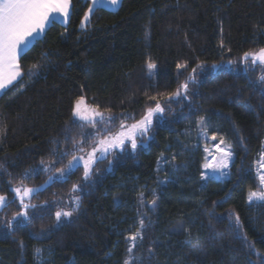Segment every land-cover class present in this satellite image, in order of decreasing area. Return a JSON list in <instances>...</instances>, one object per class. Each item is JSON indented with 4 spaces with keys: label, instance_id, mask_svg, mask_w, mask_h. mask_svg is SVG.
Segmentation results:
<instances>
[{
    "label": "trees",
    "instance_id": "1",
    "mask_svg": "<svg viewBox=\"0 0 264 264\" xmlns=\"http://www.w3.org/2000/svg\"><path fill=\"white\" fill-rule=\"evenodd\" d=\"M90 4L71 0L68 22L48 25L0 95V264H264V201L247 199L260 188L264 73L242 59L264 47V0H121L81 26ZM186 81L187 99H169ZM80 96L114 118L110 132L157 101L165 111L146 146L114 150L87 181L82 166L59 177L76 146L85 152L105 127L73 116ZM200 121L232 147L226 179L202 178L204 152L189 131ZM16 186L40 190L29 218L9 228L24 210ZM61 210L72 215L57 221Z\"/></svg>",
    "mask_w": 264,
    "mask_h": 264
},
{
    "label": "snow or ice",
    "instance_id": "2",
    "mask_svg": "<svg viewBox=\"0 0 264 264\" xmlns=\"http://www.w3.org/2000/svg\"><path fill=\"white\" fill-rule=\"evenodd\" d=\"M97 0H93L94 5ZM120 0H107V3L116 6ZM70 0H0V91L6 90L9 86L22 76V70L20 65V58L22 54L29 50L36 40L40 39L45 32L48 25L57 22V14L64 17L65 21L69 15ZM91 11V10H90ZM87 20V14L85 16ZM84 23V21H82ZM251 58L252 64L264 66V48H260L257 51H248L243 54L242 59L248 60ZM231 63V61H229ZM38 67V65H34ZM155 65L149 63L148 69H154ZM184 67L183 65H177L180 69ZM199 67V66H198ZM215 68L216 65H213ZM193 73L197 69L192 70ZM194 76H189L188 81H194ZM188 81L180 84L175 92L169 93L168 98L175 100L178 97L183 96L187 99V92L189 88ZM260 81L264 82V75L260 77ZM151 99L156 100V97H151ZM73 116L78 117L82 121H86L92 124L93 128H96L97 121L95 117H99V123L105 125V127L97 129L96 135L94 137V143L91 145V151H88L85 155L77 156L73 154L72 159L68 162L65 168L58 169L59 177H66L73 170H75L81 161H83V180L87 181L92 173L93 165L99 160L107 158L111 155L114 149H119L120 151H125L127 144L130 143V147L133 152L138 148L137 138L146 137L152 128L153 117L155 114H163L165 111L164 107L161 106L160 102L157 101L155 107L148 108L145 114L134 123L127 125L123 121L120 124L119 131L111 133L109 131L108 125L114 120L113 117L105 118L101 112L95 110H89L85 106V98L80 96L76 99L73 105ZM132 119H135L132 117ZM203 120V118H201ZM91 135V134H89ZM223 141H221V144ZM75 144V142H74ZM217 150L223 153L220 162L213 166L206 164V168L216 167V168H227L228 160L232 153L230 151H225L220 148L219 145L216 146ZM76 150L83 153L84 148L82 146H76ZM207 152L208 149H205ZM261 158L264 160V152L261 153ZM43 163V162H42ZM111 163V162H110ZM261 168L264 169V163H261ZM47 170V165L45 166ZM33 174L37 170H32ZM221 175L225 173L221 172ZM260 185L264 186V172L257 173ZM202 178L203 175H202ZM49 179H52L51 177ZM38 188L29 187H16L13 189L16 195L20 198L21 205L24 209L29 207H35V205L25 204V197H30L34 192L39 191ZM80 190L78 184L72 186V191L77 192ZM264 201V192L250 191L248 194L249 202L253 200ZM6 201V197L0 195V206H3ZM78 206L79 197L75 196L73 198ZM155 202L153 201V204ZM56 220L59 221L61 216L68 217L72 215V211H57ZM18 217H23L27 220V211H22L13 216L12 220L8 221V227H13V221L17 220ZM239 223V218L237 217V224ZM144 227V221L140 220V229ZM140 229L129 237L130 240L135 241L137 236L140 235ZM38 253L40 249L36 250ZM128 252H132V248L128 249ZM124 264H131L129 259L124 261Z\"/></svg>",
    "mask_w": 264,
    "mask_h": 264
},
{
    "label": "rangeland",
    "instance_id": "3",
    "mask_svg": "<svg viewBox=\"0 0 264 264\" xmlns=\"http://www.w3.org/2000/svg\"><path fill=\"white\" fill-rule=\"evenodd\" d=\"M117 7H114L113 9H115ZM93 9H94V6L93 5H90L89 8H88V10H87V12H86V14H87V20H85V16H86V14H85V16L82 19V21H84V23H82V21H81V26H85L87 24V22L89 20V16H90V14H91V12H92ZM248 60L251 61V58H249ZM260 66L262 67V70H263V73H264V66H262V65H260ZM85 106L89 110H95V111L101 112L100 110H98L97 108H95L94 106H92L91 104H89L86 99H85ZM76 118H78V117H76ZM99 119H100L99 117H95V120L96 121L99 120ZM132 123H134V122H132ZM132 123H128L127 125H130ZM205 125L206 124H205L204 121H200V122H198L196 124L195 127L191 128L189 130V131H191L190 132V136L194 140V145L195 146H200L202 148L203 152H204V161H203V165H202V167H203V173H202V175H203L204 179H206L208 177H215V178H218V179H221V180L226 179L229 176L230 165H231L232 160L234 159V152H233L232 147H231V145H230V143L228 141H226L225 139H223V138H221V137H219L217 135L210 134V132L208 131V129L206 128ZM117 131H119V129H117L115 131H112L111 133H115ZM141 138L142 137H139V136L137 138L138 146L139 145L146 146L147 143H145V141H142ZM221 141H223L222 144H221ZM126 144H127V147L126 148H131L129 142H126ZM217 145H219V147L222 148V149H224L225 151H230L232 153L231 157L228 160V167L227 168H223V167H220V168H216V167L206 168L205 167L206 164H210V165H213V166L217 165L220 162V160H221V158L223 156V153L217 150V147H216ZM205 149H208V151L206 152ZM114 150H119V149H114ZM88 151H91V148H89L88 150H86L83 153H78L76 155L77 156L85 155ZM262 152H264V146H263V149H262L261 153ZM261 153H260L258 159L255 161V163L253 165V169L255 171L256 176H257V173L264 172V169H262L261 166H260L261 163H264V160H262V158H261ZM162 164H163V161L161 162V165ZM79 166H82L83 167V161H81L79 163ZM92 171H93V168H92ZM221 172L225 173V175H221L220 174ZM58 176H59V174H58ZM259 184H260V182H259ZM16 187H27V186H16ZM16 187H14V188H16ZM28 187L29 188H36V187H31V186H28ZM252 191L264 192V186L260 185V188L259 189L252 190ZM29 198L30 197H25V199H24V203L25 204H27V201H28ZM18 199L20 200L19 197H18ZM247 199H248V197H247ZM248 202H249V200H248ZM257 202H263V201H258V200H255L254 199L250 203H257ZM0 208H1V206H0ZM23 211H26V210L24 209ZM140 237L141 236L138 235L135 241L130 240V247L132 248V252L130 253V256H135L136 255L135 247H136L137 243L140 241Z\"/></svg>",
    "mask_w": 264,
    "mask_h": 264
},
{
    "label": "crops",
    "instance_id": "4",
    "mask_svg": "<svg viewBox=\"0 0 264 264\" xmlns=\"http://www.w3.org/2000/svg\"><path fill=\"white\" fill-rule=\"evenodd\" d=\"M120 1H121V0H120ZM90 3H91L90 5H93L94 8H95V7H98V6H104V7L112 8V9H113L114 7H117V6L120 4V2H119L118 5H116V6H112V5H110V4L107 3V0H97V2H96L95 5H94V3H93V0H90ZM70 12H71V0H70L69 15H68V17H67V20L65 21L64 17L59 16V15L57 14V17H58L57 21H58V22H61V23H67L68 20H69V17H70ZM47 27H48V26H47ZM43 34H44V33H43ZM2 92H3V91H0V95H1Z\"/></svg>",
    "mask_w": 264,
    "mask_h": 264
}]
</instances>
